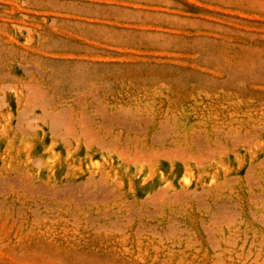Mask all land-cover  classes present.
Returning <instances> with one entry per match:
<instances>
[{
    "label": "rangeland",
    "instance_id": "374dc122",
    "mask_svg": "<svg viewBox=\"0 0 264 264\" xmlns=\"http://www.w3.org/2000/svg\"><path fill=\"white\" fill-rule=\"evenodd\" d=\"M263 113L264 0H0V264H264Z\"/></svg>",
    "mask_w": 264,
    "mask_h": 264
},
{
    "label": "bare ground",
    "instance_id": "6f19581e",
    "mask_svg": "<svg viewBox=\"0 0 264 264\" xmlns=\"http://www.w3.org/2000/svg\"><path fill=\"white\" fill-rule=\"evenodd\" d=\"M97 95V94H96ZM81 97V96H80ZM117 111V110H116ZM115 112V111H114ZM46 113V112H45ZM262 115H264V113L262 114ZM261 115V116H262ZM113 116V115H112ZM167 118H168V116H166ZM176 117V116H175ZM174 118V117H173ZM161 119V118H160ZM170 119V118H169ZM162 120V119H161ZM171 120V119H170ZM176 120V119H175ZM106 121V120H105ZM54 122V121H53ZM65 122V121H64ZM63 122V123H64ZM83 122V121H82ZM166 122V121H165ZM164 122V123H165ZM262 122V121H261ZM63 123H61V124H63ZM65 123H68V121L67 122H65ZM159 123H161V121L159 122ZM259 123H260V121H259ZM263 123V122H262ZM72 124V123H71ZM70 124V125H71ZM87 124V123H86ZM162 124H163V122H162ZM166 124H169V123H166ZM261 124V123H260ZM69 125V126H70ZM153 125V124H152ZM57 126H59L58 124H57ZM62 126V125H61ZM61 126H59V127H61ZM104 126V125H103ZM257 126V125H256ZM56 127V126H55ZM83 127V126H82ZM90 127V126H89ZM167 127H168V129H170L169 128V126L167 125ZM255 127V126H254ZM58 128V127H57ZM65 128V127H64ZM71 128V127H70ZM75 128V127H74ZM156 128V127H155ZM158 128H159V125H158ZM163 128H165V127H163ZM257 128H258V130H256V131H252V133H254V134H257V135H260L263 131H264V125L263 124H261V126H257ZM50 129H51V127H50ZM68 129H69V127H68ZM88 129V128H87ZM92 129V128H91ZM162 129V128H161ZM53 130V129H52ZM57 130V129H56ZM55 130V131H56ZM70 130V129H69ZM69 130H67L68 132H69ZM164 131H165V129H163ZM254 130H255V128H254ZM171 131V130H170ZM169 131V132H170ZM176 131V130H175ZM51 132V131H50ZM64 132H65V130H64ZM68 132H66L68 135L70 134V132L68 133ZM82 132V131H81ZM158 132V131H157ZM231 131H228V132H225V135L224 136H227V134H229ZM61 133V132H60ZM86 133H88V132H86ZM165 133V132H164ZM62 134H63V132H62ZM89 134V133H88ZM166 134H167V130H166ZM172 134H173V131H172ZM172 134H170V135H172ZM64 135H66V134H64ZM86 135V134H85ZM156 135V134H155ZM154 135V136H155ZM174 136V135H173ZM85 137V136H84ZM163 137H164V135H163ZM166 137V136H165ZM104 138V137H103ZM102 138V140L101 141H103L104 139ZM159 138H160V136H159ZM172 138V137H171ZM174 138V137H173ZM88 139V138H87ZM92 139H93V141H94V143L96 144V147H97V149L99 150L100 148H102V147H99V145H100V137H92ZM163 139H165V138H163ZM175 139L177 140V138L175 137ZM112 140V139H111ZM118 140V139H117ZM180 140V139H179ZM68 141V140H67ZM130 141H132V140H130ZM163 141V140H162ZM69 142V141H68ZM112 142V141H111ZM158 142V141H157ZM167 142H170V141H167ZM183 142V141H182ZM92 143V142H91ZM102 143V142H101ZM148 143V142H147ZM160 143H161V141H160ZM181 143V142H180ZM179 143V144H180ZM184 143H186V142H184ZM154 144V143H153ZM152 144V145H153ZM169 144V143H168ZM170 144H171V142H170ZM169 144V145H170ZM179 144H177V145H174V146H172V147H170L169 146V148H166V151L165 152H159V153H156V156L155 157H157V159H168V160H170V161H173V162H175V159H178L179 161H181V165L182 166H184L185 168H187V169H192V165L193 164H197L198 165V167H200V168H202V164H200L203 160L201 159V158H194L193 156H191V153L189 154L187 151H185L184 152V150H181V147H180V145ZM190 144V143H189ZM193 144V143H192ZM105 145H107L106 147H108V144H106L105 143ZM144 145V144H143ZM148 145H149V143L147 144V147H148ZM157 145V144H156ZM164 144H163V142H162V146H163ZM165 145H166V142H165ZM86 146V145H85ZM89 146V145H88ZM145 146V145H144ZM154 146V145H153ZM160 146V145H159ZM87 147V146H86ZM93 147V146H92ZM91 147V148H92ZM150 147V146H149ZM183 147H185V146H182V149H184ZM104 148V147H103ZM115 148L116 149H118L119 151H121L122 152V154H127V155H129V156H132V157H135L136 159L138 158H140L141 157V155H145L146 153H140V152H136V148H134V146H129V145H127L126 147H123V149L121 150V147L120 146H118V145H116L115 146ZM87 150V149H86ZM145 151L146 150H148V148L147 149H144ZM157 150V149H156ZM105 152L106 151H112V148H111V150H104ZM203 151V153H201V156H206L207 155V153H206V151L205 150H202ZM93 152V151H92ZM92 152H90V150H88L87 152H85L86 153V158H88V159H91L92 157H93V155L94 154H92ZM101 152H103L102 150H101ZM99 153H100V151H99ZM104 153V152H103ZM116 154H117V152H115ZM150 153V152H149ZM118 155V154H117ZM149 155V154H148ZM147 155V156H148ZM124 157H126L127 158V156H124ZM208 157V156H207ZM142 158V157H141ZM122 159V158H121ZM139 161V160H138ZM206 160H204V162H202V163H206L205 162ZM203 165H207V164H203ZM208 170H209V167H208ZM207 171V170H206ZM210 172V171H209ZM212 172V171H211ZM203 174H205V173H203ZM212 175V174H211ZM210 177H212V178H214V180H215V177L214 176H210ZM212 178H211V180H212ZM202 180H203V178H202ZM207 180V179H206ZM214 180H212V181H214ZM204 181V180H203ZM202 182V181H201ZM197 183V182H196ZM204 183V182H203ZM213 183H215V182H213ZM206 184V183H205ZM198 185H199V183H197V185L195 186V191L196 192H198L197 190H199V187H198ZM201 185H202V183H201ZM201 185H199L200 187H201ZM214 185V184H213ZM216 185V184H215ZM204 186V185H203ZM205 187V186H204ZM210 187H212V186H210ZM209 187V188H210ZM202 189H204L203 187H201ZM213 188H216V187H214L213 186ZM211 189V188H210ZM205 192L207 191L208 192V190H204ZM212 191V190H211ZM200 192V191H199ZM205 192H204V194H205ZM191 193V192H190ZM193 193V192H192ZM191 193V194H192ZM195 193V192H194ZM209 193V192H208ZM197 194V193H196ZM171 195V194H170ZM169 195V196H170ZM195 195V194H194ZM206 195H208V194H205V196ZM172 196V195H171Z\"/></svg>",
    "mask_w": 264,
    "mask_h": 264
}]
</instances>
